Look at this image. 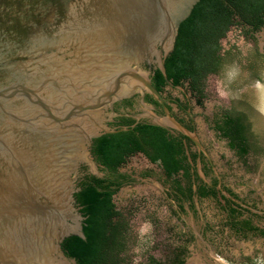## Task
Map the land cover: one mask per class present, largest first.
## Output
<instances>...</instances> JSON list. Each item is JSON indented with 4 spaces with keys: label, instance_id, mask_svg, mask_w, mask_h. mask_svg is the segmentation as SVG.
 I'll return each mask as SVG.
<instances>
[{
    "label": "water",
    "instance_id": "95a60500",
    "mask_svg": "<svg viewBox=\"0 0 264 264\" xmlns=\"http://www.w3.org/2000/svg\"><path fill=\"white\" fill-rule=\"evenodd\" d=\"M199 1L0 0V264H77L62 242L84 237L82 166L104 176L94 139L129 129L109 124L116 101L140 94L145 110L128 116L185 134L209 158L152 82L159 68L173 86L166 58ZM198 170L208 181L200 159Z\"/></svg>",
    "mask_w": 264,
    "mask_h": 264
},
{
    "label": "trees",
    "instance_id": "16d2710c",
    "mask_svg": "<svg viewBox=\"0 0 264 264\" xmlns=\"http://www.w3.org/2000/svg\"><path fill=\"white\" fill-rule=\"evenodd\" d=\"M233 29L244 35L264 29V0H200L179 27L175 49L166 58L167 75L173 86L189 90L197 104H203L207 98L210 78L235 63L250 78L264 79V53L258 47L245 52L237 45L226 47L224 39ZM152 82L163 95H168L165 93L169 83L159 68L154 70ZM145 100L162 108L160 101L149 93ZM119 119L117 127L128 126V130L103 134L95 138L92 145L104 176L86 173L79 182L80 190L75 193L84 216V237H66L62 247L77 264H131L129 214L117 205L115 196L124 185L135 181L121 170L141 152L151 165L142 175L157 177L181 205L188 202L194 206L196 197L199 200L214 198L226 214L225 225L237 236L264 237V226L256 222L264 215L222 183L206 155H198L188 147L190 137L149 119L137 122L128 115ZM179 121L194 130L183 118ZM213 122L219 136L226 139L228 146L247 164L248 155L256 150L247 114L237 108H226ZM198 159L205 177H211V181L201 177ZM223 190L249 207L226 196ZM187 253L188 245L180 243L170 249L165 259L149 253L146 258L151 264H186ZM246 259L248 264H257L253 257Z\"/></svg>",
    "mask_w": 264,
    "mask_h": 264
},
{
    "label": "rangeland",
    "instance_id": "374dc122",
    "mask_svg": "<svg viewBox=\"0 0 264 264\" xmlns=\"http://www.w3.org/2000/svg\"><path fill=\"white\" fill-rule=\"evenodd\" d=\"M224 43L226 47L237 45L244 52L254 47L264 51V29L253 35L233 29ZM207 93L201 105L184 87L169 85L165 94L188 104L215 174L264 214V79L250 78L235 63L210 78ZM173 108L182 115L176 105ZM226 108L242 110L249 118L256 150L248 155L247 164L213 128L214 118ZM138 110L143 112L145 108L140 105ZM148 165L139 154L122 170L138 172ZM170 192L157 179L144 178L124 185L116 194L115 202L127 211L131 223L128 248L131 264H151L147 253L165 259L170 249L180 243L188 245L186 264H248V256L257 264H264V237L237 236L225 225L226 214L215 199H195L194 206L188 202L181 205ZM256 222L264 226V217Z\"/></svg>",
    "mask_w": 264,
    "mask_h": 264
},
{
    "label": "flooded vegetation",
    "instance_id": "af4514ba",
    "mask_svg": "<svg viewBox=\"0 0 264 264\" xmlns=\"http://www.w3.org/2000/svg\"><path fill=\"white\" fill-rule=\"evenodd\" d=\"M259 51L264 53L263 50H261L259 48ZM172 86V85H171ZM175 87V86H174ZM145 96L146 94L143 96V99L144 101L150 105L152 107V109L158 113V114H163L164 113V110H163V106L162 108L154 103H150V102H147L145 100ZM165 96V95H164ZM167 98V102L166 104L168 103L170 106H171V110H172V114H174V116L180 120V119H184L188 124H190L194 130H196V122H195V116L193 113L190 112V110L188 109V104L186 105L185 103H183L181 101V99L175 97V96H172V95H166L165 96ZM131 102V106L129 105V102ZM140 105H142L141 103V95L140 94H137V95H134V96H131V97H128V98H123L119 101H116L115 103L112 104V107L109 109L110 112H113V113H116L117 115L114 117V120L109 122V124L113 127H117L118 123L120 121L119 118L123 117L124 115H127V114H139L141 113L138 108L140 107ZM173 105H176L178 111H180L182 113V115H179L177 114L175 111H174V108H173ZM135 119V118H134ZM142 120H145V119H141L140 121ZM137 121V120H136ZM139 122V121H138ZM218 133V132H217ZM219 135V134H218ZM227 141V140H226ZM188 147H190V149H192V151L194 152H197L198 155H206L203 151H201V153H199V150L198 148L196 147L195 143L191 140V142L188 143ZM194 147L196 149H194ZM92 149H93V146H92ZM93 153V151H92ZM94 155V154H93ZM140 155H144L142 152L140 153ZM206 159L209 161V163L213 166V170H214V165H213V162L210 158H208L206 156ZM149 164V163H148ZM151 167V165L149 164L148 167ZM148 167H143L141 168L140 171L136 172V171H130V170H121V172H124V173H128L130 174L134 180H138V179H144V178H155V179H158L157 177H154V176H143L142 173L144 172L145 169H147ZM82 170L86 173L89 172V170L85 167V165L82 166ZM214 174H215V170H214ZM216 175V174H215ZM217 176V175H216ZM208 181H211V177ZM222 181V179H221ZM134 182V181H133ZM223 183V181H222ZM225 186L229 187L228 185H226L224 183ZM231 188V187H229ZM169 189V188H168ZM232 189V188H231ZM170 190V189H169ZM233 190V189H232ZM235 192V190H233ZM238 194V193H237ZM238 196L241 198V196L238 194ZM195 199H198L197 197ZM214 199V198H213ZM243 199V198H241ZM244 200V199H243ZM245 202V200H244ZM224 203V202H222ZM249 205H252L250 204L249 202H245ZM190 204V203H189ZM191 205V204H190ZM220 205V204H219ZM221 206V205H220ZM261 214V213H260ZM264 215V214H262Z\"/></svg>",
    "mask_w": 264,
    "mask_h": 264
}]
</instances>
